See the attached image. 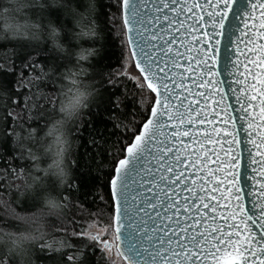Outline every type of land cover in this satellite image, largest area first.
<instances>
[{
  "label": "snow or ice",
  "instance_id": "6c2138e0",
  "mask_svg": "<svg viewBox=\"0 0 264 264\" xmlns=\"http://www.w3.org/2000/svg\"><path fill=\"white\" fill-rule=\"evenodd\" d=\"M22 8L0 5V14L15 23ZM89 8L95 12L94 0ZM112 18L132 70L107 80L97 73L75 97L59 56L0 28L3 47L18 58L0 73V148L11 142L13 161H31L30 176L40 121L60 137L93 129L96 155L86 154L85 166L101 173L107 195L99 199L116 243L87 239L116 247L123 264H264V0H115ZM96 24L90 14L81 33ZM50 35L55 43V27ZM113 75L139 91L110 94ZM93 114L123 129L117 141L95 129ZM82 256L83 247L68 259L86 264ZM14 259L7 250L0 264Z\"/></svg>",
  "mask_w": 264,
  "mask_h": 264
},
{
  "label": "trees",
  "instance_id": "16d2710c",
  "mask_svg": "<svg viewBox=\"0 0 264 264\" xmlns=\"http://www.w3.org/2000/svg\"><path fill=\"white\" fill-rule=\"evenodd\" d=\"M94 2L95 12L90 13L89 5L93 0H19L15 5L0 0V5L9 7L23 5L15 13V23L6 20V14H0V28L7 30L12 40L30 41L33 46H42L51 50L54 56H59L60 70L67 73L65 91L69 97L83 93L86 86L94 83L95 74L102 72L107 80L108 74L118 73L128 63V51L120 38V28L112 22L115 0ZM90 14L97 18L95 32L85 29L81 33ZM52 27L57 30L55 43L50 35ZM17 59L13 48L3 47V35L0 33V73L12 67ZM106 86L110 94L117 97L127 95L129 99L139 91L135 81L123 75H113V83ZM42 91L53 89L45 85ZM85 119L87 121L88 118ZM4 120V112L0 109V132L3 131ZM91 124L109 138V143L117 141L123 134L122 128L114 129L110 123L102 124L101 118L95 114ZM14 126L9 125V131ZM39 127L45 131L39 133L42 143H33L36 167L31 168L32 175L24 174V169L31 167V161H13L11 142L0 148V257L10 250L15 254L13 264H73L68 255L83 247L82 259L86 264H112L98 242L87 239L86 235L94 223L98 227H108V209L99 199L100 195H107L100 179L101 173L96 170L95 163L91 164V170L85 166L86 154L95 159L96 149L88 143L89 132L94 130L86 128L79 139L67 135L63 147L52 137L55 128L51 125L45 127L44 121L39 122ZM27 128L25 124L21 135H27ZM25 143L30 142L26 140ZM104 159H107L106 155ZM74 160L79 162V167L72 165ZM15 169H19V175ZM67 179L72 181L70 188L64 183ZM63 196L70 200H63ZM45 205L56 211L45 217L39 231L21 223L22 218L39 215ZM81 232L84 234H73ZM76 264L80 261L77 260Z\"/></svg>",
  "mask_w": 264,
  "mask_h": 264
},
{
  "label": "rangeland",
  "instance_id": "374dc122",
  "mask_svg": "<svg viewBox=\"0 0 264 264\" xmlns=\"http://www.w3.org/2000/svg\"><path fill=\"white\" fill-rule=\"evenodd\" d=\"M124 70L127 72H131L132 69L129 67V62L124 65ZM52 137L57 140L58 142L57 144L60 145V143H62L63 147L66 144V140L64 139V137H60L59 133L56 134V132H53ZM106 229H107V234L105 233ZM86 235L87 236L98 235L101 238V241H108L114 244L116 243L112 238L111 229H109L108 227H98L95 223L89 226ZM98 244L100 249L104 252L106 258H108L112 264H123L121 258L118 255V251L116 247H114L111 251H105L102 247V243L98 242Z\"/></svg>",
  "mask_w": 264,
  "mask_h": 264
},
{
  "label": "clouds",
  "instance_id": "9594fccd",
  "mask_svg": "<svg viewBox=\"0 0 264 264\" xmlns=\"http://www.w3.org/2000/svg\"><path fill=\"white\" fill-rule=\"evenodd\" d=\"M19 0H5V3L15 5ZM56 211L55 208L48 207L45 205L44 209L40 211L39 215L31 218H22L21 223L28 224L35 228L36 231H39L43 227V221L48 215L54 214ZM31 239V237H27Z\"/></svg>",
  "mask_w": 264,
  "mask_h": 264
},
{
  "label": "water",
  "instance_id": "95a60500",
  "mask_svg": "<svg viewBox=\"0 0 264 264\" xmlns=\"http://www.w3.org/2000/svg\"><path fill=\"white\" fill-rule=\"evenodd\" d=\"M226 41H223L222 40V44H221V54H223V43H225ZM241 47H242V45H241ZM138 71V70H137ZM221 78H223V77H221ZM185 95H187V93L185 92ZM229 102H231V101H226V103H229ZM230 114H232V113H230ZM212 146L211 145H209V148H211ZM217 147V150H219V145H217L216 146Z\"/></svg>",
  "mask_w": 264,
  "mask_h": 264
}]
</instances>
